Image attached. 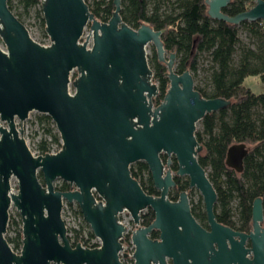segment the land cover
Returning <instances> with one entry per match:
<instances>
[{"label": "water", "instance_id": "95a60500", "mask_svg": "<svg viewBox=\"0 0 264 264\" xmlns=\"http://www.w3.org/2000/svg\"><path fill=\"white\" fill-rule=\"evenodd\" d=\"M229 2L205 0L208 16L230 24L264 20V0L233 16L222 12ZM113 3L110 18L101 22L85 0H40L50 40L43 45L30 37L7 0H0L5 46L0 47V120L6 123L0 124V264H122L124 226L117 214L128 211L138 225L140 211L147 208L152 222L131 233L133 264H264L261 197L252 202L249 232L221 225L213 211L216 191L197 159V122L231 101L202 97L189 70L175 71V53L165 56L161 31L145 23L131 28L121 19V0ZM148 44L165 64L169 81L157 105ZM31 111L51 118L61 143L56 152L33 154L27 147L15 119L23 121ZM248 151L244 143L230 145L225 165L241 173ZM163 153L173 155L174 173L169 157L163 163ZM137 161L147 165L158 196L147 194L131 176L130 165ZM182 175L202 197L209 230L192 216L185 191L177 201L167 198L174 176ZM11 177L17 181L15 193ZM58 178L73 189H55ZM64 201L77 204L99 239L97 247L69 242ZM10 207L21 219L19 252L4 236ZM153 229L155 239L149 237Z\"/></svg>", "mask_w": 264, "mask_h": 264}, {"label": "trees", "instance_id": "16d2710c", "mask_svg": "<svg viewBox=\"0 0 264 264\" xmlns=\"http://www.w3.org/2000/svg\"><path fill=\"white\" fill-rule=\"evenodd\" d=\"M85 1L95 18L101 22H106L114 10V0H94L92 5ZM168 1L169 6L163 2L165 9H161L162 6L158 3L151 7L150 0H121L119 13L123 22L131 28L136 29L145 23L161 31V40L166 52L175 53L174 69L177 73L186 69L194 73L197 70L198 55L208 52L213 66L208 82L204 86L209 90L196 84L194 88L202 97L223 98L230 100L231 103L217 112L205 114L200 120L202 133L206 137L199 131L195 132L201 145L197 159L205 171L207 167L209 168L206 174L217 193L214 207L216 219L221 223L236 226L240 231L249 232L251 205L256 197L262 199L264 224V92L255 94L244 85V80L249 76H256L264 86V21L241 22L260 40L254 49L243 48L237 64H233V55L239 41L237 24L210 18L205 0ZM37 4H40V0H17V7H20L23 13H27ZM254 4L255 0H230L227 6L222 8V12L233 16L248 10ZM7 5L21 21V13L16 10L13 0H7ZM40 19L43 23V18ZM148 63L153 72L152 80L158 87V94L153 98V104L157 105L163 99L169 81L165 76V64L157 60L154 49ZM38 119L43 125L44 133L36 146L38 154L50 151L52 144L60 148V137L54 130L55 125L51 118L44 114ZM46 137H49V140ZM234 143H244L249 147L241 173L225 165L227 148ZM162 161L166 163L167 159L162 158ZM170 168L174 171L177 169L174 158ZM130 173L147 194L156 193L149 169L144 162L132 163ZM144 173L147 174V181H144ZM38 176L42 182L40 172ZM175 181L180 189L188 186V180L180 183L176 177ZM55 189L65 191L69 190L70 186L62 182ZM232 198L237 199L236 210L239 216L237 222L231 219ZM202 207L200 200L192 207L193 215L199 221L204 219V214L200 212ZM153 218L154 214L148 208L141 216L142 225H148ZM72 232L75 244L77 230L73 229ZM90 235L92 236L91 233ZM149 237L155 239L157 231L151 230ZM16 239L15 245L18 247L21 243V231ZM11 241H15V238Z\"/></svg>", "mask_w": 264, "mask_h": 264}, {"label": "rangeland", "instance_id": "374dc122", "mask_svg": "<svg viewBox=\"0 0 264 264\" xmlns=\"http://www.w3.org/2000/svg\"><path fill=\"white\" fill-rule=\"evenodd\" d=\"M87 1L90 5H92L94 0H87ZM163 2L167 4V7L169 6L170 1L168 0H150V6L152 7L153 4L158 3L159 5L162 6L161 9H165V7L163 6ZM13 3L16 5V10L19 13H21V16H20L21 21L27 28L30 37L34 41L40 44H43V45L49 44L50 40L47 34L45 33L44 22L42 23L40 19L42 17L40 4H37L31 7L27 13H23L20 7H17V0H13ZM236 29H237V36L239 38V41L236 45V49L233 55V64H237L239 56L243 48L254 49L260 40L258 36L250 32L248 27H246L245 25L241 23L237 24ZM88 31H89V25L85 27L80 41H83L85 39L86 35L88 34ZM90 43H91V38L89 39V45ZM0 47L2 49H5V46L1 38H0ZM152 49H154L152 44H148L146 46L147 59L152 57ZM168 54L169 53L166 52L165 56L167 57ZM212 66L213 64L211 62L208 52L200 53L197 58V70L194 73L191 72L194 84L200 87H205L206 90H209V88L204 85L208 82L209 75L212 71ZM76 75H77V72L74 70L71 73V79L75 78ZM244 85L249 87L255 94H260L264 92V86L261 84L260 80L256 76L254 78H252V76L247 77L244 80ZM70 91H73V88L71 86H70ZM43 115H44L43 113H39L37 111H31L29 112L28 117L24 119L23 121H19L18 119H15L17 128H20V125H21V129L23 130L22 137L25 139L27 147L35 154L37 151L36 149L37 143L39 139L44 136L43 127H42L43 125L39 123V119H38L39 116H43ZM0 124L6 126V123L2 122L1 120H0ZM51 126L53 125L51 124ZM54 130L56 131V128ZM197 131L201 132L203 137L205 136V134L202 133V125L200 121H198L196 124L195 132ZM46 138L47 140H49V137H46ZM246 146L248 147V145ZM51 148L54 151H57L59 149L58 146L55 144H52ZM161 157L165 159L169 157V160H170L169 167H170V164L173 162V158H174L173 155L167 156L166 154L163 153L161 154ZM172 171L173 173L175 172L174 170ZM206 171L207 172L209 171L208 167L206 168ZM143 176H144V181H147V174L144 173ZM177 178L180 183H183L184 181L187 180V176L185 175L177 176ZM62 182L64 181L58 178L53 182V185L54 187H58L61 185ZM10 186H11V191L15 193L17 191V181L15 177L11 178ZM69 186H70V189H73L72 185H69ZM187 189H188L187 191H188L189 199L191 200V202L193 204L198 203V201L201 199V195L198 192V190H196L195 188L189 189L188 187ZM235 204H236V201L234 199L231 202V208H232L233 214L236 213ZM146 212H147V209H143L142 211H140L139 215L142 216ZM128 215L129 213L126 214V216ZM62 218L66 224L67 231L70 235L73 234L72 232L73 229H76L79 231V235L81 236V238H79L81 245L86 247V246H92L93 244H96L99 242L98 238L90 235L91 233L90 227L83 220L82 215L75 202L68 203L64 201V205L62 209ZM262 225L264 226L263 222H262ZM130 228H132V226ZM20 231H21V219H20L19 213L15 209V207H11L9 209V222L6 226V232L4 236L9 243V246L12 249H14L15 252H19L21 249V245H22V243H20L18 247L15 245L16 240H17L16 239L17 235ZM12 238H15V241H11ZM124 245L126 247V252H128L130 248V244L127 241H125ZM129 262L130 260L128 258H125L122 260L123 264H128ZM51 264H54V263H51Z\"/></svg>", "mask_w": 264, "mask_h": 264}, {"label": "flooded vegetation", "instance_id": "af4514ba", "mask_svg": "<svg viewBox=\"0 0 264 264\" xmlns=\"http://www.w3.org/2000/svg\"><path fill=\"white\" fill-rule=\"evenodd\" d=\"M162 159V158H161ZM177 176H174V181H175V178H176ZM188 180V179H187ZM189 189H191V188H194V187H189V186H187ZM187 187L186 188H184V189H180V188H178L177 186H176V181H175V186H173V187H170L169 188V190H168V193H167V198L170 200V201H177L178 199H179V195H180V193L181 192H183V191H185L186 192V194H187V198H188V201H189V204H190V210H191V214H192V216L195 218V220L204 228V229H206V230H209V224H208V220H207V215H206V212H205V208H204V204H203V200H202V197H201V199H200V201H201V204H202V208H201V213H203L204 214V219L203 220H201V221H199L194 215H193V212H192V207L194 206V204L191 202V200L189 199V195H188V189H187ZM156 190V189H155ZM197 190V189H196ZM216 191V190H215ZM199 192V191H198ZM217 194V193H216ZM150 195H153V196H158L159 195V192L156 190V193H154V194H150ZM234 200V198H232L231 200H230V206H231V202ZM235 201H236V204H235V207L237 206V199H235ZM216 202H217V198H216ZM216 202H215V204H216ZM195 204H197V203H195ZM215 204H214V207H215ZM11 208V207H10ZM9 208V209H10ZM148 209V208H147ZM213 211H214V216H215V220L218 222V223H220L221 225H223V226H227V227H230L231 229H233L234 231H237V232H243V231H240V230H238L237 228H236V226H230V225H227V224H225V223H221V222H219L217 219H216V214H215V208L213 209ZM128 211H126V210H122V211H120V212H118V214H117V216H118V221H119V223H121L123 226H124V230L122 231V233H121V237L119 238V241H120V243H121V246H122V250L119 252V256H120V254L123 256V254H125V250H124V248H125V245H124V242L125 241H127L129 244H130V241H131V233L137 228V227H139V226H144V225H142V223H141V216H140V219H139V224L138 225H136V224H134L133 223V221H132V219H131V216H130V214L128 215V216H126V214H128L127 213ZM231 213H232V216H231V219L233 220V221H238V211L236 210V213L235 214H233V212L231 211ZM8 222H9V210H8V221H7V224H8ZM151 222H152V220H151ZM150 222V223H151ZM149 223V224H150ZM148 224V225H149ZM132 226V228H130ZM147 226V225H146ZM153 230H155V229H153ZM157 231V230H156ZM67 234H68V238H69V236H70V239H69V242L74 246V245H76V244H81V242H80V239L79 238H81V236L79 235V231L77 230V235H76V243L75 244H73L74 242H75V240H74V235L73 234H69L68 233V231H67ZM92 234V233H91ZM92 236H94L93 234H92ZM94 237H96V236H94ZM128 237V238H127ZM157 237H158V231H157ZM156 237V238H157ZM97 238V237H96ZM99 245V242L98 243H96V244H93L92 246H86V247H89V248H93V247H97ZM133 245V244H132ZM83 246V245H82ZM133 250H134V246H133ZM126 255V254H125ZM123 257H125V256H123ZM132 259H133V257H132ZM133 263H134V259H133Z\"/></svg>", "mask_w": 264, "mask_h": 264}, {"label": "built area", "instance_id": "2783aa9c", "mask_svg": "<svg viewBox=\"0 0 264 264\" xmlns=\"http://www.w3.org/2000/svg\"><path fill=\"white\" fill-rule=\"evenodd\" d=\"M261 21H264V20H261ZM259 24L261 25L262 22H259ZM31 152H32V151H31ZM52 152H56V151H54L53 149H51V150L48 151L47 153H52ZM32 153H33V152H32ZM33 154H35V153H33ZM36 154H38L37 151H36ZM63 205H64V203H63ZM124 250H125V253L127 254V256L123 257V256L120 254V261L122 262L123 259L128 258V259L130 260V262H129L128 264H133L132 256H128V255H132V253H133V245H132L131 241H130V248H129V251L126 252V247L124 248ZM122 264H123V263H122Z\"/></svg>", "mask_w": 264, "mask_h": 264}, {"label": "crops", "instance_id": "0c3cea01", "mask_svg": "<svg viewBox=\"0 0 264 264\" xmlns=\"http://www.w3.org/2000/svg\"><path fill=\"white\" fill-rule=\"evenodd\" d=\"M255 76H252V78H254ZM246 79V78H245Z\"/></svg>", "mask_w": 264, "mask_h": 264}, {"label": "bare ground", "instance_id": "6f19581e", "mask_svg": "<svg viewBox=\"0 0 264 264\" xmlns=\"http://www.w3.org/2000/svg\"><path fill=\"white\" fill-rule=\"evenodd\" d=\"M12 178V177H11ZM11 180V179H10Z\"/></svg>", "mask_w": 264, "mask_h": 264}]
</instances>
